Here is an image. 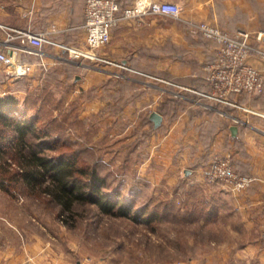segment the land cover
Returning <instances> with one entry per match:
<instances>
[{"label":"crops","instance_id":"0c3cea01","mask_svg":"<svg viewBox=\"0 0 264 264\" xmlns=\"http://www.w3.org/2000/svg\"><path fill=\"white\" fill-rule=\"evenodd\" d=\"M136 1L174 2L182 12L179 18L146 14L122 21L103 52V58L119 70L100 71L93 75V82H84L81 88L87 90L91 85L98 90L103 82L111 81L116 84L114 98L126 95L127 113H139L148 106L150 113L161 114V125L167 130L159 139L156 136L161 131L151 136L142 161V177L152 188L182 184L193 190L192 195L204 194L202 198L215 211L211 218L221 219L245 243L241 252H252L258 264H264V93L234 95L229 100L231 105L202 97L200 93L210 90L204 67L215 60L217 44L192 33L188 25L206 21L229 33L247 31L253 43L264 49V0H124V5ZM85 2L0 0V47L6 53L19 48L18 60L33 65L29 75L15 78L0 63V96L13 94L24 101L28 91L45 82L47 68L54 67L55 72L64 64L75 67L74 76L79 81V71L86 70V64L65 59L54 49L58 46L34 44L21 37L9 42L8 35L20 30L40 33L55 27L57 33L51 37L56 43L85 45ZM24 48L39 54H29ZM249 63L264 76V61L251 58ZM148 123L152 124L150 119ZM214 156L229 157L239 174L253 178L246 191L234 194L222 185L204 186L201 181ZM24 238L16 245L0 248V264L54 263L52 257L42 261L44 256L39 253L41 245L46 248L49 243L37 236L32 242Z\"/></svg>","mask_w":264,"mask_h":264},{"label":"rangeland","instance_id":"374dc122","mask_svg":"<svg viewBox=\"0 0 264 264\" xmlns=\"http://www.w3.org/2000/svg\"><path fill=\"white\" fill-rule=\"evenodd\" d=\"M202 22L208 23H196ZM197 35L207 39L201 34ZM69 47L83 48L85 45ZM105 48L98 52L103 60L109 61L103 58ZM54 49L67 60L87 65L86 70L80 69L82 77L79 81L74 76L76 70L75 74L69 73L71 76L66 78L64 74L67 72L60 75L54 72V67L47 68L44 71L45 82L50 85L56 98L64 100L65 108L69 110L77 106V118L88 121L87 131L92 134V141L85 146L87 154H92L89 160L99 158L102 162L99 163L100 171L111 176L109 179L115 183L111 187L117 184L121 186L123 197L127 191L133 190V185L146 181L142 177L141 167L150 138L154 132L161 131L156 136L159 139L167 128L155 126L148 106L142 107L139 113H127L126 95L114 98L112 89L116 84L112 85L110 80L103 82L101 89L96 90L95 86L89 85L87 90H82L84 82L89 83L91 79L93 82V75L105 69L111 71L119 68L105 61L76 57L61 47ZM45 82L37 86L38 90L45 88ZM60 111L61 107H56L54 112L44 115L43 121L59 115ZM148 117L152 124L148 123ZM138 136L142 137L141 145L131 155L135 174L126 176L123 164L127 145ZM84 139L86 136H83ZM74 140L81 142L78 138ZM135 189H142L137 200L154 197L152 205L172 201L170 211H165V216L149 224L145 219H135L137 207H133L132 217L126 218L101 213L95 205L86 203L75 205L74 214L77 216L67 221V214L61 217V209L56 204L45 205L46 198L42 195L19 192L10 203L8 196L0 194V248L16 245L18 239L23 240L24 237V241L32 242L37 236L45 244L49 243L46 248L44 245L40 247L39 253L44 256L42 261L46 258L51 261L52 257L53 264H258L259 259L253 257L252 252L244 254L240 251L245 243L238 240V236H234L221 219L211 218L215 211L206 198H202L204 194L202 197L192 195L193 190L182 184H175L169 189L160 186L150 187L147 191H143L144 188Z\"/></svg>","mask_w":264,"mask_h":264},{"label":"trees","instance_id":"16d2710c","mask_svg":"<svg viewBox=\"0 0 264 264\" xmlns=\"http://www.w3.org/2000/svg\"><path fill=\"white\" fill-rule=\"evenodd\" d=\"M74 70V66L64 64L55 72L71 76ZM64 104L63 99L54 96L48 83L43 89L28 91L24 101L13 94L0 96V194L8 196L10 203L19 192L42 195L45 205L56 204L61 217L67 214V221L77 216L75 205L86 203L95 205L101 213L126 218H131L133 207H137L135 219H145L149 224L165 216L172 201L152 205V196L137 200L142 189L135 188L147 191L151 187L148 182H138L123 197L119 184L111 187L115 183L100 171L99 158L89 160L92 154L89 156L85 147L92 141L88 121L77 118V106L68 110ZM59 106V115L43 121L44 115ZM83 136L86 139L82 140ZM77 138L80 143L74 140ZM141 138L138 136L127 145L123 164L126 176L133 174L131 155L141 145Z\"/></svg>","mask_w":264,"mask_h":264},{"label":"built area","instance_id":"2783aa9c","mask_svg":"<svg viewBox=\"0 0 264 264\" xmlns=\"http://www.w3.org/2000/svg\"><path fill=\"white\" fill-rule=\"evenodd\" d=\"M181 12V6L174 2L145 4L136 1L124 5V0H86L85 21L82 26L86 38L85 47L77 48L80 54L73 53L72 47L58 44L51 39V35L57 33L55 27L40 33H32L29 30L14 31L13 34L8 35V41L11 42L18 37L26 38L34 44L61 47L75 54L76 57L105 61L98 51L111 42L113 30L122 21L137 20L146 14L179 18ZM188 25L192 33L201 34L217 44L215 60L205 67L210 90L200 93L201 96L210 101L231 105L229 100L234 95L254 96L264 93V76L258 68L249 63L251 58L264 61V49L253 43L251 33L247 31L229 33L205 22H189ZM22 50L29 54H39V51L31 49ZM18 51L19 48L13 47L10 53H6L0 47V63L7 68L9 76L22 78L32 72L33 65L20 62ZM201 182L207 185L219 183L226 190L240 194L248 189L253 178L239 174L229 157L214 156Z\"/></svg>","mask_w":264,"mask_h":264},{"label":"water","instance_id":"95a60500","mask_svg":"<svg viewBox=\"0 0 264 264\" xmlns=\"http://www.w3.org/2000/svg\"><path fill=\"white\" fill-rule=\"evenodd\" d=\"M150 118H151V120L153 121V123L155 124L156 127L160 126L161 123H162V120H163V117L160 114L156 113V112H153L151 114ZM232 131L234 132L235 129H232Z\"/></svg>","mask_w":264,"mask_h":264},{"label":"bare ground","instance_id":"6f19581e","mask_svg":"<svg viewBox=\"0 0 264 264\" xmlns=\"http://www.w3.org/2000/svg\"><path fill=\"white\" fill-rule=\"evenodd\" d=\"M72 52H73V53H77V54H80V53H81L80 50L77 49V48H73V49H72Z\"/></svg>","mask_w":264,"mask_h":264}]
</instances>
